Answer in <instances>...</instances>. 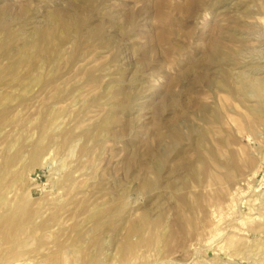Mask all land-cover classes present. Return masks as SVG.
Instances as JSON below:
<instances>
[{
	"label": "rangeland",
	"instance_id": "374dc122",
	"mask_svg": "<svg viewBox=\"0 0 264 264\" xmlns=\"http://www.w3.org/2000/svg\"><path fill=\"white\" fill-rule=\"evenodd\" d=\"M258 79L264 0H0V264H264Z\"/></svg>",
	"mask_w": 264,
	"mask_h": 264
},
{
	"label": "bare ground",
	"instance_id": "6f19581e",
	"mask_svg": "<svg viewBox=\"0 0 264 264\" xmlns=\"http://www.w3.org/2000/svg\"><path fill=\"white\" fill-rule=\"evenodd\" d=\"M262 68V67H261ZM255 71H257L258 70V68H255L254 69ZM262 71H260V73H261ZM259 73V74H260ZM252 75H253V73H252ZM254 80V79H253ZM264 81L263 80H261V79H258L257 81H254L253 82V87L258 91V93H259V95L260 94H264V92H263V90H264V85H262V83H263ZM252 87V88H253ZM251 88V87H250Z\"/></svg>",
	"mask_w": 264,
	"mask_h": 264
}]
</instances>
